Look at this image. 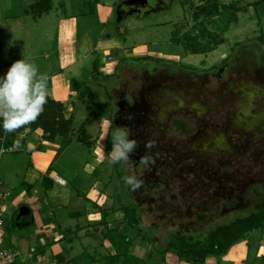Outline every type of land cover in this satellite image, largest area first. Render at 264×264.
<instances>
[{
    "label": "rangeland",
    "instance_id": "obj_1",
    "mask_svg": "<svg viewBox=\"0 0 264 264\" xmlns=\"http://www.w3.org/2000/svg\"><path fill=\"white\" fill-rule=\"evenodd\" d=\"M34 1L0 0V75H5L14 62L26 59L24 55L29 52L37 59L33 62L39 71L52 75L58 68L57 62L54 58H45L58 56V44L62 42L77 52L82 51L84 71L79 69L75 78L81 88L76 92L78 99L75 98L74 104V132L68 138L72 143L63 147V156L55 166L69 181V187L63 192L68 191L70 196L80 194L84 200L79 203L85 204L91 194L88 198L92 204L98 203L101 210L117 207L114 213L118 221L123 217L118 208L124 203L139 213L142 227L153 234L161 249L172 234L210 233L218 226L249 214L258 203L252 188L264 185V155L261 154L264 149V43L255 41L264 35V4L250 6L236 18L224 19L214 16L213 4H209L214 0H99L97 5L92 0H53L51 13L39 18L31 13ZM216 1L222 8L234 2L247 7L258 0ZM25 8L29 10L25 13L28 15L24 14ZM203 8L205 11L201 10ZM93 15H98L99 23L91 18ZM10 16H20L21 23L29 27L22 25L25 29L13 36L9 28L15 26L16 21L8 19ZM62 16L91 21L83 23L84 30L80 34L74 32L68 37L66 31L71 28L60 24ZM199 31L203 34L191 43L190 35ZM239 42L248 43L241 46L238 55L227 64H222L218 72L173 68V64L181 63L204 71L221 64ZM198 44L203 51L208 50L196 54L194 49ZM88 49L91 53L84 55L83 51ZM141 56L162 60L163 64L152 73L149 69L156 65L154 62L142 65L139 61H130L104 84L99 75L96 77L98 64L99 71L112 74L123 57ZM115 85L120 87L112 89ZM104 86L111 88V99ZM83 95L86 102L79 98ZM113 100L116 107L119 106L117 114ZM130 118L135 121L134 128L130 127ZM114 119V128L132 129L131 138L138 143L131 160L126 162L114 163L111 152L105 151L110 120ZM178 119L187 120L193 133L188 135L173 127ZM104 120L108 122L103 133L100 127ZM82 129L93 138V147L79 143ZM103 134L105 140L100 143ZM96 151L101 153L97 161L94 159ZM13 156L11 152L0 155V182L4 191L8 187L15 190L10 182L18 185L23 179L24 167L17 165ZM141 157H147L146 165L140 163ZM87 163L96 167L86 168ZM125 176L136 177L141 181L140 187L126 185ZM14 192L5 201V206L9 207L5 216L6 248L10 246L11 234L19 236L25 230L31 236L30 224L36 220L33 212L22 223L26 228H11L20 208L18 205L24 206L18 192ZM102 194H105L102 199L112 197L99 202ZM88 204V207L93 206ZM71 210L76 212L77 207L63 209L59 225H74ZM203 215L205 220L200 218ZM115 223L112 222L111 231ZM121 234V240L130 235L125 227ZM263 234L264 230L248 234L222 259L237 258L242 250L247 252L245 257L248 258L244 262H251L249 258L254 256L255 248L264 242ZM73 236L69 233L65 242L46 246V264L55 260L59 264H83L79 241L72 245L76 247L72 259L57 254L60 249L70 251L67 241ZM132 237L135 241L129 247V255L155 259L152 254L155 241L136 239L133 234ZM97 239L100 245L105 237H96L95 241ZM95 250H89L85 256L93 259ZM111 251L117 254L115 248ZM174 255V259H179ZM26 264H34V261L27 259Z\"/></svg>",
    "mask_w": 264,
    "mask_h": 264
},
{
    "label": "crops",
    "instance_id": "obj_2",
    "mask_svg": "<svg viewBox=\"0 0 264 264\" xmlns=\"http://www.w3.org/2000/svg\"><path fill=\"white\" fill-rule=\"evenodd\" d=\"M64 4L66 6L67 3ZM64 4H62V6H64ZM99 6L100 4L98 5V7ZM26 10H28V8L24 9V14L26 13ZM99 11L100 9H98V15ZM98 15H96V17L94 15L91 17L96 20V23H99ZM8 19H13L14 21H16V25L9 28V31L12 33L13 36H17L20 30L25 29L23 26L29 27L28 25H23L21 23L20 16H10L8 17ZM90 21L91 20H81V18L78 17L72 20L68 16H62V18H60L59 20L61 25H66L71 28L66 31L68 37L74 35V32L80 34V32L84 30L83 23H90ZM82 38L85 39L84 35ZM86 48H88V44ZM56 50L58 56L54 57L52 55L50 57L46 56L45 58L47 60L54 58V60H56L57 62L56 66H58L54 74H46L48 77L47 92L48 96H51L54 100L62 102L65 105L66 117L70 118L71 116H73L75 126L76 115L74 104L75 98L78 99V95L76 94V92L81 88L80 83L75 78L78 77L76 76V74L78 73L79 69L84 71V61L80 56L82 54V51L79 50L77 52L76 50L71 49L70 47H68L67 44L62 42L58 44ZM88 51L89 49L87 51H83L85 52L84 55L87 54L86 52ZM89 53H91V49ZM24 56H26V59H24L26 62H33V60H37L32 58L30 52ZM71 75H74L75 77ZM72 87L75 88L74 91ZM79 98H82V101L86 102V95L84 97ZM107 122L108 120H104L100 127L103 133L107 126ZM20 139L24 142L22 149L20 151H13L11 153L14 155L13 157L15 158V160L18 161L17 165H19L20 163L22 164V167H24V172L21 175L23 176V179L21 180L22 182L18 185L12 181L10 183L14 184L15 190L18 192V199L20 200L21 204H24V206L18 205L20 208L16 211L17 213H15L14 223L11 228H26L25 225L22 223L24 219L33 215V212L34 217H36V220L32 221L30 224L32 229L31 236H28L25 230H22V233L19 236H17L16 234H11V241L9 243L10 246L8 248L4 247L7 242V238L4 236L6 228L5 226L0 228V248L14 249L18 253H20L23 259L25 258L26 260H33L34 264H46V246H48L49 244L58 245L59 243H63L68 239V234L73 233L74 236L67 241L68 245H71V249H69L70 251H63L62 249H60L57 252L59 257L67 256L68 258L72 259V252L74 253L76 248L72 245L75 242L77 243L79 241V246L82 248L81 250L83 252L80 256L81 263L116 264V262H114L115 260L111 258L116 255L111 251V249L114 248L112 244L108 240L102 239V244L99 245V239H97L96 241L95 239L96 237L100 238L104 236L103 233H105L106 231H111L112 222H117L115 223V226L112 227L114 229L117 228V224L118 222H120L121 219H119L118 221L116 213H114V215L112 210H99L98 207L100 206L98 205V203L94 202V204H92L93 202L88 198V196H90L91 194L86 197L87 202L85 204L84 202L79 203V201L84 200V198L80 194L70 196L67 193L68 191L63 192L65 190L64 188L67 189L69 187V181L63 176H61L60 172H58V170L55 168L57 160L63 156L64 152L63 147L61 148V139L58 140L56 143L48 142L43 137V131L40 129L35 132L27 130L23 134H21ZM104 140L105 137L103 134L100 137L99 141L100 143H104ZM90 141L94 142L92 137L90 138ZM70 145H68L67 147H69ZM18 158H20V161L18 160ZM99 158H101V153H99V151H96L94 154V159L97 161L99 160ZM90 166L91 168L96 167L92 163H87L85 167L87 168ZM16 177L19 178L18 172L16 173ZM60 180L64 181L65 183H61ZM15 190L10 189L9 187L7 188V191L13 192L11 196L16 193L14 192ZM102 197H105V194H102L100 196L99 202H103V200L106 201L107 198L109 199L112 196L108 195L104 199H102ZM88 203H91L93 206L88 207V205H90ZM84 204L86 205L85 208L83 207ZM72 205H75L77 207L76 212L71 210L72 212L70 211L69 213L71 219L75 221L74 225H72V227H64L59 225L58 223L59 220L62 219L63 209H68V206L72 207ZM8 210L9 207L6 206V212ZM103 211H106L108 213V216L106 218V224L102 225L100 223L102 221ZM113 215L116 217H113V220H111V216ZM119 225V227L123 228L124 221L120 222ZM262 238L264 239V234L262 235ZM141 243L144 244L142 241ZM261 243L262 244L260 246L255 248L254 256L249 258L252 259L251 262H244L246 259H248L245 257L247 252L244 253L242 250H240L237 254V258L222 259L221 262H219L217 259L209 258L204 264H264V242ZM246 248H248L247 245ZM94 249H99L102 251L95 250V257L93 259L87 258V256H85L86 253L89 250L92 251ZM152 254H155V259H141L142 262L140 264H189L185 260L174 259L176 258L174 254L166 255L165 259H163L157 253ZM35 259L38 260L35 261ZM88 261L89 263H87ZM121 262H123V260H121ZM50 264H59V262L55 260L54 262H50Z\"/></svg>",
    "mask_w": 264,
    "mask_h": 264
},
{
    "label": "trees",
    "instance_id": "obj_3",
    "mask_svg": "<svg viewBox=\"0 0 264 264\" xmlns=\"http://www.w3.org/2000/svg\"><path fill=\"white\" fill-rule=\"evenodd\" d=\"M205 1V0H202ZM91 2L96 5L99 3V0H92ZM209 4H213L212 12H214V16H221L224 19L233 18L237 16L240 12H247L249 6L258 7L259 4H264V0H258L252 3L249 6L240 7L236 2L228 5L226 7H220L216 0L212 1ZM54 8V3L52 0H35L33 5L31 6V13L41 18L44 15H49ZM205 11V8L201 9ZM87 12V11H86ZM84 13V12H83ZM212 14V15H213ZM86 15V14H85ZM84 15V16H85ZM211 15V16H212ZM197 30V29H196ZM203 34V32L199 31L197 34L190 35V41L195 42L198 38ZM255 41L264 43V35H260ZM250 42H253V40ZM248 42H239L236 43L235 48L241 47ZM204 49L199 44L194 49L196 54H200L205 52L208 49ZM136 62L139 61L142 65H148L147 62H154L156 65L151 67L157 68L160 67L162 60L153 59L152 57H123L122 61L114 68L115 72L112 74H106L104 72L99 71V64L96 69V77L102 78V84L106 81L111 80L116 77L121 68L126 65L127 62ZM182 67L185 70H191L192 67L185 66L181 63H175ZM101 84V83H100ZM105 87V86H104ZM106 93L111 99L110 88L105 87ZM85 95L81 96L84 97ZM113 123V120H110V124ZM181 130H185L186 123L184 121H177L175 124ZM43 131V137L51 143H56L61 139V148L65 145L68 146L71 144V139L68 140L70 135L74 132V117L70 118L66 117V107L62 102H58L54 100L51 96H48V103L45 105L44 112L41 114L39 119L32 123L31 125L25 126L23 128L18 129L15 133L12 134H4L0 132V147L4 146L8 152L20 151L23 146V141H21L20 136L25 131L29 130L35 132L37 130ZM109 134L105 143V151L106 153H110L112 151V141H111V130L112 127L108 129ZM90 136L87 134L86 130L82 129V134L78 138V141L82 144L88 145L89 147H93L94 144L90 141ZM16 141L20 142V146L15 147ZM12 149L13 151H10ZM121 162V161H120ZM119 169V167H118ZM256 196L259 197V202L252 212L248 215L237 218L234 222L222 226H218L215 230L209 232H202L199 234L194 233H184L181 236H176V234H172L167 239L166 246L161 249L159 248V242L155 241L153 234L149 231H145L142 227L141 222L139 220V213L137 211L131 210L124 203H121L120 210L123 214L122 221H124L123 227L128 229L130 235L127 237H123L124 240H121L119 237L121 234V227H119V223L117 224V228L113 231L103 233L106 240L112 244V246L117 250V254L111 257L116 264H120L121 260H123L122 264H140L142 262L139 258H133L128 254L129 247L135 241V238L132 237V234L136 236V239H142L146 242H152L155 245L154 252L159 254L163 259L166 258L168 253H173L178 256L179 259L185 260L189 264H204L206 261L213 257L216 258L219 262H221L222 258L228 253V251L235 246L239 241L245 239L248 234L254 232L255 230L264 229V192L259 190H255ZM120 199V198H119ZM99 208V207H98ZM97 208V209H98ZM100 210V208H99ZM113 213L117 211V207L112 209ZM108 216L107 212L103 211L102 221L100 224H106V218ZM202 220H205L206 216L200 217ZM149 237V238H148ZM124 241L126 244L124 245ZM122 258V259H121ZM120 262V263H119Z\"/></svg>",
    "mask_w": 264,
    "mask_h": 264
},
{
    "label": "clouds",
    "instance_id": "obj_4",
    "mask_svg": "<svg viewBox=\"0 0 264 264\" xmlns=\"http://www.w3.org/2000/svg\"><path fill=\"white\" fill-rule=\"evenodd\" d=\"M47 81V75L41 73L34 62L24 59L14 62L7 73L0 76V132L12 134L39 119L48 103ZM132 135L126 127L112 130L110 155L115 158L114 163L131 160L138 148ZM19 146L20 142L16 141L15 147ZM140 163L146 165L147 157H141ZM124 183L139 188L141 181L125 176Z\"/></svg>",
    "mask_w": 264,
    "mask_h": 264
},
{
    "label": "built area",
    "instance_id": "obj_5",
    "mask_svg": "<svg viewBox=\"0 0 264 264\" xmlns=\"http://www.w3.org/2000/svg\"><path fill=\"white\" fill-rule=\"evenodd\" d=\"M110 60H112L110 58ZM4 146L0 147V155L8 152ZM10 151H13L10 149ZM61 183H65L60 180ZM12 195L11 191H4L2 183L0 182V228L5 226L6 206L5 201ZM0 264H26V260L23 259L14 249H2L0 248Z\"/></svg>",
    "mask_w": 264,
    "mask_h": 264
},
{
    "label": "flooded vegetation",
    "instance_id": "obj_6",
    "mask_svg": "<svg viewBox=\"0 0 264 264\" xmlns=\"http://www.w3.org/2000/svg\"><path fill=\"white\" fill-rule=\"evenodd\" d=\"M241 47H238V48H235V49H233V50H231L230 51V53H229V55H227V57H225V59L221 62V64H219V65H216V66H212V67H207L206 68V70H204V71H199L200 69H198V70H196V68L195 67H193V66H189V67H192V69L191 70H186V71H191V72H205V73H209V72H214V71H216V72H218V70H220V66L222 65V64H227L228 62H229V60H231V58L232 57H235L236 55H238V51H239V49H240ZM219 66V67H218ZM161 67V66H160ZM160 67H157V68H153V69H149V71L150 72H154V71H156V70H158ZM173 68H175V69H177L178 71H180L181 69L182 70H185V69H183L182 67H180L179 65L177 66V64H173ZM195 69V70H194ZM118 87H120L119 85H115L114 87H111L112 89L114 88H118ZM110 88V89H111ZM111 92V91H110ZM111 96H112V94H111ZM113 102L115 103V107H116V102L113 100ZM119 106H117L116 107V109H119L118 108ZM126 107V106H125ZM116 114H117V110H116ZM116 116V115H115ZM132 119H133V117H132ZM130 120H131V118H130ZM114 121H115V119L113 120V123L112 124H110V127L109 128H111L112 127V129L115 127V125H114ZM177 121H184L185 123H186V128H185V130H181L180 128H178L175 124H176V122ZM130 122H132V120L130 121ZM135 122V121H134ZM134 122H132L131 124H130V127L131 128H134L135 127V123ZM173 127H175L176 129H178L179 131H184L186 134H188V135H190V134H192L193 133V131H191L189 128H188V122H187V120H175L174 122H173ZM132 130V129H131ZM146 132V131H145ZM262 152L263 153H261V154H263L264 155V149L262 150ZM121 162H124V161H121ZM252 190H253V193H254V196H256V194H255V190H259V191H261V192H264V185L261 187V188H257V187H254V188H252ZM256 198L258 199V202H259V197L258 196H256ZM257 205V204H256ZM256 205H255V207H256ZM255 207L252 209V210H254L255 209ZM252 210L250 211V212H252ZM249 212V213H250Z\"/></svg>",
    "mask_w": 264,
    "mask_h": 264
},
{
    "label": "water",
    "instance_id": "obj_7",
    "mask_svg": "<svg viewBox=\"0 0 264 264\" xmlns=\"http://www.w3.org/2000/svg\"><path fill=\"white\" fill-rule=\"evenodd\" d=\"M146 1V0H145Z\"/></svg>",
    "mask_w": 264,
    "mask_h": 264
}]
</instances>
